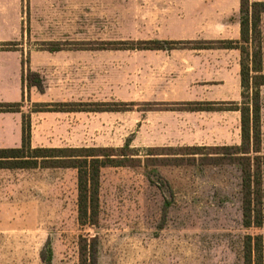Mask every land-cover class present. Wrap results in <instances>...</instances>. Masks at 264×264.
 <instances>
[{
	"label": "rangeland",
	"instance_id": "obj_1",
	"mask_svg": "<svg viewBox=\"0 0 264 264\" xmlns=\"http://www.w3.org/2000/svg\"><path fill=\"white\" fill-rule=\"evenodd\" d=\"M15 1L26 36L2 47L45 56L13 113L29 147L93 149L105 166L82 222L78 170L0 163V264H79L85 239L97 264H244L246 237L264 240V160L261 228L244 227L242 207L244 157L264 159V87L260 153L247 155L241 113L226 111L243 103L241 50L155 40L152 0ZM259 30L264 75V13Z\"/></svg>",
	"mask_w": 264,
	"mask_h": 264
},
{
	"label": "trees",
	"instance_id": "obj_2",
	"mask_svg": "<svg viewBox=\"0 0 264 264\" xmlns=\"http://www.w3.org/2000/svg\"><path fill=\"white\" fill-rule=\"evenodd\" d=\"M241 13V42L250 46L252 52L246 49V46L242 48L236 47L239 42H218L216 44H219L222 49L241 50L243 56L241 61V86L244 91L243 103L241 107L227 109L226 111H238L241 113L242 147L246 151L244 154L249 155L250 153H260L261 108L259 91L261 87H264V75L262 74V46L261 43H257V39L261 36L259 25L261 15L264 13V3H259L257 0H241ZM151 44L156 46L158 42H152ZM166 44L174 45L176 43ZM3 47L5 50L11 49L10 46ZM18 107V104H0V113H16ZM22 137V147L20 149H0V163L13 164L15 168H29L30 165L33 167L37 165V160L41 158L50 160L46 162H57L63 168L78 170L80 219L82 222H92L90 221L92 219H90L89 213L95 215L100 171L105 166L98 156L93 155L95 150H32L29 147L31 127L29 122L26 123V120H23ZM239 150L241 151L242 149ZM26 151L30 152L29 154L31 155L42 156L28 157L26 156ZM82 152L88 155L63 156L68 153ZM106 160L110 161V159ZM263 160V157L260 156H255L254 159L244 157L246 163L242 170V207L243 225L247 229L253 227L261 228L263 225ZM79 264H97V250L95 249L94 239L90 241L85 239L83 244L80 245ZM244 264H264V240L262 236L246 237L244 242Z\"/></svg>",
	"mask_w": 264,
	"mask_h": 264
},
{
	"label": "crops",
	"instance_id": "obj_3",
	"mask_svg": "<svg viewBox=\"0 0 264 264\" xmlns=\"http://www.w3.org/2000/svg\"><path fill=\"white\" fill-rule=\"evenodd\" d=\"M25 1L0 0V104L23 100L25 71L42 72V53L24 45L5 50L2 45L21 42ZM152 34L160 42L241 40L240 0H152ZM179 53L183 49L158 50ZM237 54L238 50H223ZM239 74V65H235ZM22 127L18 114L0 113V149L18 148Z\"/></svg>",
	"mask_w": 264,
	"mask_h": 264
}]
</instances>
